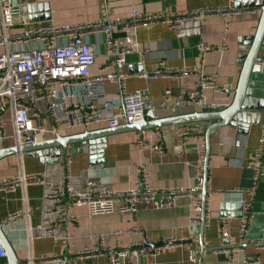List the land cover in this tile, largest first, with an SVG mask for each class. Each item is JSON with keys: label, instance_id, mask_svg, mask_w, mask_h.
<instances>
[{"label": "crops", "instance_id": "obj_1", "mask_svg": "<svg viewBox=\"0 0 264 264\" xmlns=\"http://www.w3.org/2000/svg\"><path fill=\"white\" fill-rule=\"evenodd\" d=\"M233 1L236 0H49V3L44 0H12V4L28 15L26 22L32 27H48L50 23L59 27L103 23L110 28L118 47L131 50L119 70L132 75L125 80V91L147 90L152 110L145 116L152 113L155 119H164L204 112L207 108L227 107L231 103L241 70L238 38L247 35L257 25L261 0H237L238 4L244 1L251 7L234 5L237 14L193 18L175 27L154 23L121 29L114 25V21L128 19L133 11L171 17L202 6L232 5ZM82 39L93 49L97 63L92 72L96 73L107 62L105 33L94 29L85 33ZM201 43L207 45L209 51L201 53L198 49ZM35 45L36 42H31L26 46ZM257 57L264 61V47L259 49ZM161 68H200L204 74L215 78L217 86H228L231 90H205L202 103L193 106L176 96L194 91L195 76L183 79L137 77L140 73L150 76ZM252 74L249 86L252 85L259 96L264 97V63L255 64ZM166 90H170L172 96L161 105ZM106 92L118 97L119 84L107 85ZM37 109L41 115L45 114V102H38ZM253 114L258 118L252 119ZM249 116L251 123L245 124L246 129L224 126L209 134L205 206L208 217L204 228L201 213L193 210L190 197L184 195L176 197L170 207L155 209L150 205H139L134 213L89 216L86 207L68 205L67 214L75 217L77 223L48 224L45 216L55 204L48 198L51 190L48 186L58 184L65 175L69 176L74 191L82 190L91 182L114 191L128 190L134 186L140 169L145 171L148 183L161 197L166 198L172 189L194 187L197 164L205 163L208 122L162 126L157 129L160 141L155 130L109 134L102 163L90 160V154L83 151L82 146L74 145L68 147L66 155L57 163L41 164L34 153L0 159V181L20 174H43L46 179L45 184L0 191V224L19 264H109L108 251L129 249L139 243L146 249V254H128L119 260V264H264V246L253 245L264 240V154L262 175L258 180L254 181L255 172L247 166V158L259 147L264 111ZM34 126L45 129L36 137L37 141L106 128L96 125L49 133L52 127L48 120H35ZM140 139L145 143L143 147L136 145ZM159 142L160 154L151 149ZM13 147L11 140L3 145V148ZM243 200L250 203L251 214L247 231L239 237ZM16 213L20 214L17 218L7 220ZM221 218L228 222L226 230L230 234V244L221 240ZM171 239L176 242L163 247L164 242ZM99 240L103 245L102 255H79L85 248L94 247ZM0 264H7L5 257H0Z\"/></svg>", "mask_w": 264, "mask_h": 264}, {"label": "built area", "instance_id": "obj_2", "mask_svg": "<svg viewBox=\"0 0 264 264\" xmlns=\"http://www.w3.org/2000/svg\"><path fill=\"white\" fill-rule=\"evenodd\" d=\"M49 3V0H44ZM202 6L183 15L171 17L145 15L139 11L131 12L128 19L117 18L114 25L121 29L126 27L147 26L154 23H164L175 27L189 19H204L209 16H228L237 14L234 5ZM12 0H0V147L8 140L14 146L28 145L36 140L45 129L34 126L35 120H48L51 124L49 133H57L67 129H87L96 125H104L114 129L123 124L144 119L146 112L152 110L147 90L125 91V80L132 75L120 73L125 58L131 53L129 49L118 47L111 37L110 28L103 23L86 25L56 26L50 23L48 27H32L26 22L28 17ZM18 20V25H15ZM100 29L105 33L107 62L96 73V57L91 45L85 43L82 36L88 31ZM63 40H66L64 42ZM31 42L38 47H28ZM17 46L26 47L18 49ZM201 53L209 51V47L198 44ZM264 63V61L262 62ZM196 77L195 89L176 98L193 106L200 105L204 99V91L214 89L218 92L230 91L231 87L217 86L215 78L204 74L200 68L167 69L161 68L150 76L146 73L137 75L138 79L175 78L183 79ZM119 84L118 97L106 92V86ZM172 96L170 90L163 93L161 105L167 103ZM45 102L46 113L41 115L37 109L38 102ZM155 130L158 141L160 136ZM151 130L141 131L146 133ZM259 139L258 149L247 158V166L258 180L262 169L264 154V127ZM142 139L136 142L138 147L144 146ZM160 142L151 147L153 151H161ZM68 164V157L65 158ZM202 162L197 164L196 184L192 188L172 189L166 198L161 197L147 181L143 169L138 170L134 186L128 190L114 191L107 186L95 182L87 184L82 190L74 191L69 176L65 175L61 182L48 186L51 190L48 198L55 202L46 212L45 221L48 224L71 222L77 219L67 214L68 205L84 206L89 216L110 215L113 213H134L139 205H150L155 209L170 207L176 197L188 196L196 213H201L200 190L203 184ZM43 174H20L18 177H5L0 181V191L10 192L17 186L45 184ZM250 203L242 201L239 215V237H243L250 221ZM20 214L10 215L7 220H14ZM207 210L205 211V226H207ZM222 242L230 244V234L226 230V218L219 219ZM42 229H45L42 227ZM176 241L166 240L163 247H169ZM94 247L85 248L79 255L93 257L103 254L100 240ZM142 244L129 249L108 251L109 264H119V260L128 254H146ZM0 257L4 251L0 247ZM45 259V258H43Z\"/></svg>", "mask_w": 264, "mask_h": 264}, {"label": "water", "instance_id": "obj_3", "mask_svg": "<svg viewBox=\"0 0 264 264\" xmlns=\"http://www.w3.org/2000/svg\"><path fill=\"white\" fill-rule=\"evenodd\" d=\"M237 1V0H236ZM238 8L250 6L242 1L241 4L236 3ZM251 7V6H250ZM264 47V0L260 4V16L257 25L251 28L247 35L238 38V62L241 70L238 76L237 85L235 87L232 101L227 107H215L204 109V112H193L177 117L164 119H155L153 114H147L141 121L131 124H123L114 129H101L96 131H86L83 134L71 135L67 137L56 136L45 141L33 140L28 145H18L13 148H0V159L9 155L34 153L39 158L41 164H51L59 162L61 156H65L69 146H82V150L90 154V160L102 163L104 148L107 136L112 133L123 131H146L158 129L165 125L208 122L205 130V163L203 170V184L201 189V223L205 227V206L207 194V160L209 134L211 131L224 126H233L239 129H246L247 123H251L250 113L264 111V97L259 96V92L253 86H249V80L252 74L253 66L262 63L263 60L257 57L259 49ZM259 96V98H258ZM246 112H250L247 114ZM257 119V114H253L252 119ZM254 120H252L253 122ZM257 121V120H255ZM244 122V123H243ZM253 245L257 247L264 246V240L256 241ZM0 247L4 251V257L7 264H19L12 246L2 231L0 224Z\"/></svg>", "mask_w": 264, "mask_h": 264}, {"label": "rangeland", "instance_id": "obj_4", "mask_svg": "<svg viewBox=\"0 0 264 264\" xmlns=\"http://www.w3.org/2000/svg\"><path fill=\"white\" fill-rule=\"evenodd\" d=\"M37 45H35V46H32V47H38L39 46V44L38 43H36ZM26 47H22V46H19L18 47V49H25Z\"/></svg>", "mask_w": 264, "mask_h": 264}]
</instances>
